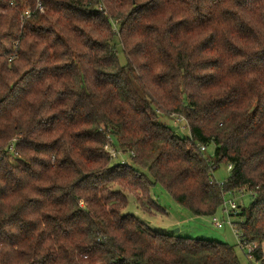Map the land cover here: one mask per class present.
<instances>
[{
  "label": "trees",
  "instance_id": "16d2710c",
  "mask_svg": "<svg viewBox=\"0 0 264 264\" xmlns=\"http://www.w3.org/2000/svg\"><path fill=\"white\" fill-rule=\"evenodd\" d=\"M156 184L194 215L249 191L264 264V0H0V264H243L125 212Z\"/></svg>",
  "mask_w": 264,
  "mask_h": 264
},
{
  "label": "rangeland",
  "instance_id": "374dc122",
  "mask_svg": "<svg viewBox=\"0 0 264 264\" xmlns=\"http://www.w3.org/2000/svg\"><path fill=\"white\" fill-rule=\"evenodd\" d=\"M118 56L121 61H125V56L119 46ZM164 121L168 126L173 128L178 135L182 137L189 136V129L186 127V122L183 119L178 120L176 117H166ZM210 154H212V150L210 151ZM127 157V154L122 153L118 155L115 153L113 155V161H125L127 164H130L131 160ZM228 175L229 168L224 162H222L214 171V178L219 183L223 182ZM127 193L128 204L125 212H130L139 216L144 221L148 222V225L152 230L194 238L229 242L236 246L238 256L242 263H250L245 253L238 245V239L235 231L228 223H224L221 227H216L212 223V215H194L189 209L177 203L170 193L160 184H156L152 189L150 196L153 198V201H150L147 197H145V204L149 208V211L142 209L141 205L137 204L134 194L130 192ZM251 197V193L247 190H244L243 192L235 191L234 193L226 194V200L228 201L232 199L237 205V208H239L238 206H248L251 201ZM223 207L224 206L217 210L215 216L219 219L225 220ZM148 212H151V214ZM230 218L233 221L236 220V216H230Z\"/></svg>",
  "mask_w": 264,
  "mask_h": 264
},
{
  "label": "built area",
  "instance_id": "2783aa9c",
  "mask_svg": "<svg viewBox=\"0 0 264 264\" xmlns=\"http://www.w3.org/2000/svg\"><path fill=\"white\" fill-rule=\"evenodd\" d=\"M37 8L39 10L42 9V6L40 3H38ZM25 13L27 15H29L31 13V10L27 9ZM202 148L204 149V147H202ZM114 152L116 153V151L114 149H112L113 155L115 154ZM229 168H231V166H229ZM223 206H224L223 211H224L225 220L219 219L214 215L213 220H212L213 225L216 227H221L224 225V223H228L233 228V230L235 231V233L237 235L238 245L244 251V253L247 256V258L249 259V261H252L254 258L255 251L259 248V244L257 242H248L245 239H243V237H242L240 231H238L234 221L231 220V218H230V216H232L231 212L237 211V205L235 204V202L232 199L227 201L226 197H224ZM262 258H264V250L262 253ZM255 262L257 263V261H255ZM253 264H254V262H253Z\"/></svg>",
  "mask_w": 264,
  "mask_h": 264
}]
</instances>
